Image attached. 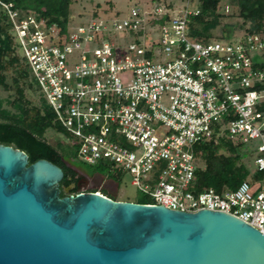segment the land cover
Here are the masks:
<instances>
[{
  "label": "built area",
  "instance_id": "1",
  "mask_svg": "<svg viewBox=\"0 0 264 264\" xmlns=\"http://www.w3.org/2000/svg\"><path fill=\"white\" fill-rule=\"evenodd\" d=\"M14 6L0 0L39 94L77 140L76 160L121 169L150 204L228 213L264 234V71L252 59L262 36L198 41L188 34L195 11L160 3L92 15L62 35ZM216 136L245 146L263 177L197 192L194 147Z\"/></svg>",
  "mask_w": 264,
  "mask_h": 264
},
{
  "label": "water",
  "instance_id": "2",
  "mask_svg": "<svg viewBox=\"0 0 264 264\" xmlns=\"http://www.w3.org/2000/svg\"><path fill=\"white\" fill-rule=\"evenodd\" d=\"M0 144V264H264V234L233 215L182 212L83 191Z\"/></svg>",
  "mask_w": 264,
  "mask_h": 264
},
{
  "label": "trees",
  "instance_id": "3",
  "mask_svg": "<svg viewBox=\"0 0 264 264\" xmlns=\"http://www.w3.org/2000/svg\"><path fill=\"white\" fill-rule=\"evenodd\" d=\"M12 2L17 9L32 11L44 18L48 25H56L62 35L66 34L70 23L71 4L74 0H2ZM222 0H199V5L194 14L189 16V33L198 41L223 40L225 26L222 27L223 13L219 12ZM172 8V4H167ZM118 14V13H116ZM98 14L95 13L94 16ZM239 16L243 20L241 29L244 34L260 35L264 38V0H244L239 7ZM221 30L223 35L218 37L215 31ZM254 67L264 71V62H254ZM264 89V83L259 86ZM0 89L8 93L7 98L0 96V144L18 148L28 154L29 163L36 160H48L64 171L61 181V196L77 194V191L67 192L75 184L76 173L74 163L78 162V143L57 121L55 113L42 96L39 104H34L28 99L27 91L39 89L35 84L30 67L21 57L16 48V43L11 33V23L5 11L0 7ZM64 135L67 142L54 143L47 138V133ZM64 146L71 149L67 154ZM195 154V189L197 192L213 187L217 191L223 189H237L251 176L257 180L263 177L255 173L245 159L251 158L252 153L245 146L238 144L226 136H216L209 140L200 141L194 147ZM68 158V159H67ZM115 178L121 180L124 172L107 162L95 165ZM89 167V166H88ZM89 169H92L89 167ZM93 170V169H92ZM104 186L94 189L105 196L118 200L117 196L104 190ZM148 197L141 204H150Z\"/></svg>",
  "mask_w": 264,
  "mask_h": 264
},
{
  "label": "rangeland",
  "instance_id": "4",
  "mask_svg": "<svg viewBox=\"0 0 264 264\" xmlns=\"http://www.w3.org/2000/svg\"><path fill=\"white\" fill-rule=\"evenodd\" d=\"M244 0H222L219 8V12L224 15L222 20V27L226 28L224 35L230 38L223 39V41H233L238 37L244 35V29L240 26L243 20L239 16V7ZM199 0H74L71 4V25H78L79 23L88 20L92 15L97 13L103 17L113 16L118 13L122 17L128 15L130 9L134 6L140 7L144 10L151 8L154 4H172V14L177 15L184 11L186 7L191 10L196 11L199 5ZM221 30L215 31V35L221 37L223 35ZM156 35V34H155ZM112 36V40L118 42H131L133 36L127 32H116ZM158 39V37H157ZM254 62H264V53H254L252 55ZM8 93L3 89H0V96L4 99L7 98ZM28 99L34 104H39V93L36 91H27ZM47 138L52 140L54 143L57 142H67L65 136L57 135L49 131L47 133ZM71 149L69 146H64V151L67 154ZM68 159V158H67ZM78 162H80L78 160ZM245 162L250 168L254 169L253 156L251 158H246ZM74 168H84L91 175V184L95 189L104 186V190L117 196L118 200L140 202L146 201L148 196L142 192L137 187L131 184V178L128 174H124L121 180L114 177L112 173H108L103 169L90 166L86 164L87 167H82L81 163L72 164ZM92 169H89V167Z\"/></svg>",
  "mask_w": 264,
  "mask_h": 264
},
{
  "label": "flooded vegetation",
  "instance_id": "5",
  "mask_svg": "<svg viewBox=\"0 0 264 264\" xmlns=\"http://www.w3.org/2000/svg\"><path fill=\"white\" fill-rule=\"evenodd\" d=\"M76 176L75 184H72L67 190V192L77 191L78 193L83 191H93L95 188L91 184L92 177L84 168H74ZM77 193V194H78Z\"/></svg>",
  "mask_w": 264,
  "mask_h": 264
}]
</instances>
